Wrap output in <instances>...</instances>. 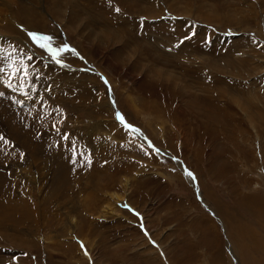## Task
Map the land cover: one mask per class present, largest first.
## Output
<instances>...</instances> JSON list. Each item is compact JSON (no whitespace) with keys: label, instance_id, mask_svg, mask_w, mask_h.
Masks as SVG:
<instances>
[{"label":"rangeland","instance_id":"1","mask_svg":"<svg viewBox=\"0 0 264 264\" xmlns=\"http://www.w3.org/2000/svg\"><path fill=\"white\" fill-rule=\"evenodd\" d=\"M171 220L264 264V0H0V264H169Z\"/></svg>","mask_w":264,"mask_h":264},{"label":"crops","instance_id":"2","mask_svg":"<svg viewBox=\"0 0 264 264\" xmlns=\"http://www.w3.org/2000/svg\"><path fill=\"white\" fill-rule=\"evenodd\" d=\"M167 215H168L167 217H170L169 214ZM170 223L173 224L169 225ZM177 224L178 223H174L173 220H171V222L168 223L169 226H167L166 228L167 230L165 229L166 234L164 236L158 237V242L163 252L165 253L166 260L169 262V264H221L222 263L221 254L218 253H216V255L214 253L210 254L207 251L208 250L207 247H210L208 243L201 246L200 249L195 248V244L191 242L194 239H197V232L193 231L192 228L187 231L188 232L187 234L185 233L186 232L185 229L181 227L177 228L179 230L178 232H175V229L172 230L173 226L175 227ZM195 229L196 228L194 227V230ZM151 253L152 252H146L148 256L145 261L139 258L141 256H137L130 251L123 254V252H121L117 248V246L115 247L105 246L103 250V258L106 262L104 264H161L158 258L152 255Z\"/></svg>","mask_w":264,"mask_h":264},{"label":"snow or ice","instance_id":"3","mask_svg":"<svg viewBox=\"0 0 264 264\" xmlns=\"http://www.w3.org/2000/svg\"><path fill=\"white\" fill-rule=\"evenodd\" d=\"M117 12H119L120 10L117 8L116 9ZM29 35L33 38L34 41H36L40 47L42 48H47V50L49 51V53L52 55V57L54 59H56L62 52H66L69 51V46L68 45H64L62 48H52L51 44L49 43L51 41V37L48 36H37V34L35 33H29ZM191 36H186L184 37V39H190ZM41 41H43V43H41ZM183 41H181L182 43ZM71 51H75V49H71ZM57 63H61V61L59 59H56ZM121 120H123V117H120ZM130 127V126H129ZM189 176L192 175V173H187Z\"/></svg>","mask_w":264,"mask_h":264},{"label":"bare ground","instance_id":"4","mask_svg":"<svg viewBox=\"0 0 264 264\" xmlns=\"http://www.w3.org/2000/svg\"><path fill=\"white\" fill-rule=\"evenodd\" d=\"M27 27H30L29 25H26L25 26V29L27 28ZM15 31H18V32H20V31H23L21 28L20 29H18L17 27H16V29H15ZM19 34V33H18ZM18 34H16V36L18 35ZM18 38V37H17ZM19 39V38H18ZM121 53V52H120ZM123 53V52H122ZM114 54V53H113ZM114 55H116V54H114ZM126 178V177H125ZM87 180V179H86ZM88 184V183H87ZM128 184V180L127 179H125V185H127ZM125 190H127L128 191V187L125 189ZM113 195V196H112ZM112 198H113V200L114 201H117V199L119 200V199H123L124 198V195L123 194H118V193H116V192H113L112 193ZM111 203V202H110ZM109 203V204H110ZM112 204V203H111ZM33 205V206H32ZM36 205H38V204H31V206H32V208H35L36 207ZM109 208H112V206H110V205H106V206H104V208H103V210H104V213H106V210L107 209H109ZM30 210H33V211H35L34 209H31L30 208ZM33 213V212H32ZM31 216V215H30ZM29 216V217H30ZM7 217H8V215L6 216V214H4V217L1 219V220H4V219H7ZM9 219V218H8ZM12 220H14V219H12ZM5 221V220H4ZM17 222L18 223H21V221L20 220H17ZM4 224V223H3Z\"/></svg>","mask_w":264,"mask_h":264}]
</instances>
